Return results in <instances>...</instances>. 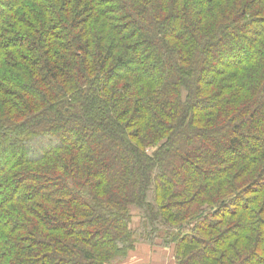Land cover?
Masks as SVG:
<instances>
[{
	"label": "trees",
	"instance_id": "obj_1",
	"mask_svg": "<svg viewBox=\"0 0 264 264\" xmlns=\"http://www.w3.org/2000/svg\"><path fill=\"white\" fill-rule=\"evenodd\" d=\"M142 247L264 264V0H0V264Z\"/></svg>",
	"mask_w": 264,
	"mask_h": 264
},
{
	"label": "crops",
	"instance_id": "obj_2",
	"mask_svg": "<svg viewBox=\"0 0 264 264\" xmlns=\"http://www.w3.org/2000/svg\"><path fill=\"white\" fill-rule=\"evenodd\" d=\"M149 250V251H148ZM142 254L134 253L132 254L125 262L122 264H165V262L161 259H167L165 257H160L159 253H152L150 248L142 247L139 249ZM158 256L161 258L159 259Z\"/></svg>",
	"mask_w": 264,
	"mask_h": 264
},
{
	"label": "rangeland",
	"instance_id": "obj_3",
	"mask_svg": "<svg viewBox=\"0 0 264 264\" xmlns=\"http://www.w3.org/2000/svg\"><path fill=\"white\" fill-rule=\"evenodd\" d=\"M153 151L154 150H149L150 153H152ZM150 251H152V253H157L158 252L160 257L167 258V259H161L158 256V258L163 260L165 262V264H174V258H173V254H172V249H164V248H161V249L160 248H156V249H154V248H150ZM137 254H142V253L140 251H137ZM162 264H164V263L162 262Z\"/></svg>",
	"mask_w": 264,
	"mask_h": 264
}]
</instances>
